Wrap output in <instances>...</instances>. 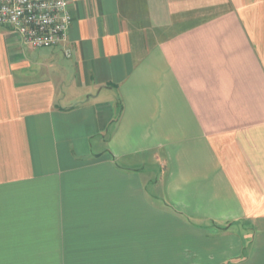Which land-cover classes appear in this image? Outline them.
Wrapping results in <instances>:
<instances>
[{
    "label": "crops",
    "instance_id": "obj_1",
    "mask_svg": "<svg viewBox=\"0 0 264 264\" xmlns=\"http://www.w3.org/2000/svg\"><path fill=\"white\" fill-rule=\"evenodd\" d=\"M70 1L0 26V264H264V0Z\"/></svg>",
    "mask_w": 264,
    "mask_h": 264
},
{
    "label": "built area",
    "instance_id": "obj_2",
    "mask_svg": "<svg viewBox=\"0 0 264 264\" xmlns=\"http://www.w3.org/2000/svg\"><path fill=\"white\" fill-rule=\"evenodd\" d=\"M70 7V0H0V26L34 49L56 48L68 40Z\"/></svg>",
    "mask_w": 264,
    "mask_h": 264
},
{
    "label": "rangeland",
    "instance_id": "obj_3",
    "mask_svg": "<svg viewBox=\"0 0 264 264\" xmlns=\"http://www.w3.org/2000/svg\"><path fill=\"white\" fill-rule=\"evenodd\" d=\"M144 180L146 181L147 180V177L151 175V171H152V176H153V180L155 178V174H156V171L159 169L158 166H156L153 163L150 162V158H148V164L147 165H144ZM146 178V179H145ZM149 178V177H148ZM153 185L150 183L149 186H148V191L150 193H153L154 191H156V189H154V187H152ZM167 208V205L164 207V209ZM168 222L166 221H161L159 222L160 226H159V229H162V231H160L164 236L163 237H160V240H163V241H166L167 240V236H165L166 232H167V228H166V224ZM150 227V225L148 226ZM145 228V227H144ZM150 239H152L151 237H143V253H142V264H167V262L170 260L169 259V256L170 254L165 251L167 249L166 246L164 245H160V251L158 253H151L150 252ZM154 239V238H153ZM164 246V247H162ZM149 250V251H148ZM78 256L81 258L79 260L81 261H77L75 262L74 264H86V255L85 254H78Z\"/></svg>",
    "mask_w": 264,
    "mask_h": 264
}]
</instances>
